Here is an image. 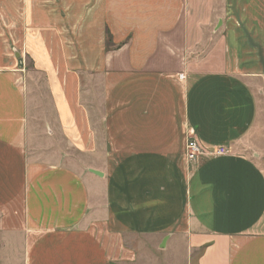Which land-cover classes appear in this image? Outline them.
Segmentation results:
<instances>
[{
  "label": "crops",
  "instance_id": "obj_1",
  "mask_svg": "<svg viewBox=\"0 0 264 264\" xmlns=\"http://www.w3.org/2000/svg\"><path fill=\"white\" fill-rule=\"evenodd\" d=\"M191 135L226 153L189 163ZM0 236L19 264H139L135 238L264 264V0H0Z\"/></svg>",
  "mask_w": 264,
  "mask_h": 264
},
{
  "label": "rangeland",
  "instance_id": "obj_2",
  "mask_svg": "<svg viewBox=\"0 0 264 264\" xmlns=\"http://www.w3.org/2000/svg\"><path fill=\"white\" fill-rule=\"evenodd\" d=\"M26 67L28 69L31 68V62L26 61ZM130 241H131V244L135 247V249H137L138 256H139V264H164L162 261L163 256L161 257L160 251L158 252V250L156 249L157 248V245H156L157 240L152 239V238L151 239L135 238V239H131ZM4 244H6V242L0 236V250L1 249L3 250V248L5 250ZM13 244H15V243H13ZM17 247H18V245H17ZM10 256L11 257L7 256L5 254V251H4V253H0V264H19L18 259L17 258L15 259L13 254H10ZM159 257H160V259H159ZM8 258H10V259H8ZM180 258H181L180 255H175L176 264L180 263L179 262L181 260ZM159 260H161L160 263H159Z\"/></svg>",
  "mask_w": 264,
  "mask_h": 264
},
{
  "label": "built area",
  "instance_id": "obj_3",
  "mask_svg": "<svg viewBox=\"0 0 264 264\" xmlns=\"http://www.w3.org/2000/svg\"><path fill=\"white\" fill-rule=\"evenodd\" d=\"M180 78L182 79L183 76L181 75ZM225 153L226 149L222 147L214 150H205L199 141L192 135L187 138L185 144V157L189 163L203 156H222Z\"/></svg>",
  "mask_w": 264,
  "mask_h": 264
},
{
  "label": "trees",
  "instance_id": "obj_4",
  "mask_svg": "<svg viewBox=\"0 0 264 264\" xmlns=\"http://www.w3.org/2000/svg\"><path fill=\"white\" fill-rule=\"evenodd\" d=\"M106 45L107 46H110L111 45V39H110L109 36H107Z\"/></svg>",
  "mask_w": 264,
  "mask_h": 264
}]
</instances>
